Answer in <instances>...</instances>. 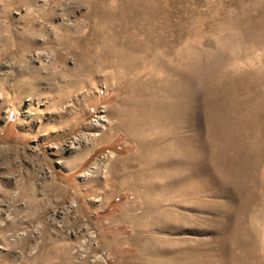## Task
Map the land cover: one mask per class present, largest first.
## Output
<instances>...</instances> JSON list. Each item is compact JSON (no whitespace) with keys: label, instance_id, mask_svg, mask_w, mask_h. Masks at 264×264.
Here are the masks:
<instances>
[{"label":"rangeland","instance_id":"rangeland-1","mask_svg":"<svg viewBox=\"0 0 264 264\" xmlns=\"http://www.w3.org/2000/svg\"><path fill=\"white\" fill-rule=\"evenodd\" d=\"M262 204L264 0H0V264H264Z\"/></svg>","mask_w":264,"mask_h":264},{"label":"bare ground","instance_id":"bare-ground-1","mask_svg":"<svg viewBox=\"0 0 264 264\" xmlns=\"http://www.w3.org/2000/svg\"><path fill=\"white\" fill-rule=\"evenodd\" d=\"M104 156H105V155H104ZM104 156L102 157V159L104 158ZM85 174H86V173H85ZM83 175H84V174H83ZM87 175H88V173H87ZM262 205L264 206V204H262ZM263 209H264V208H263ZM258 218H259V217H258ZM261 218H262V219H261V223L264 224V217H261ZM0 226H3V223H1ZM0 232L3 233V232H4V228H1V227H0ZM226 233H227V232H226ZM0 254H2V253L0 252Z\"/></svg>","mask_w":264,"mask_h":264},{"label":"built area","instance_id":"built-area-1","mask_svg":"<svg viewBox=\"0 0 264 264\" xmlns=\"http://www.w3.org/2000/svg\"><path fill=\"white\" fill-rule=\"evenodd\" d=\"M103 156H104V155H103ZM103 156H102V157H103ZM102 157H101V159H102ZM86 173H88V172H86ZM84 174H85V173H84Z\"/></svg>","mask_w":264,"mask_h":264}]
</instances>
